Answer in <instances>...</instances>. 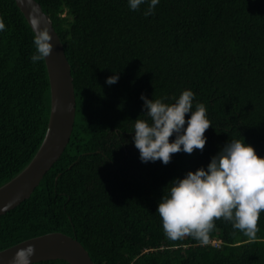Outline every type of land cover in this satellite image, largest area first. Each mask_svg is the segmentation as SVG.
I'll list each match as a JSON object with an SVG mask.
<instances>
[{"label":"trees","instance_id":"1","mask_svg":"<svg viewBox=\"0 0 264 264\" xmlns=\"http://www.w3.org/2000/svg\"><path fill=\"white\" fill-rule=\"evenodd\" d=\"M65 47L76 93L74 131L34 193L0 217V251L63 233L95 264H264V212L256 239L223 218L206 244L172 240L156 212L174 178L207 167L233 139L264 157V0H160L154 15L127 0H36ZM0 187L41 147L51 112L46 60L15 0H0ZM119 72L117 83L106 80ZM191 89L212 123L203 151L143 163L134 146L141 94L172 103ZM189 114H186V119ZM174 137H170V140ZM37 264H69L63 260Z\"/></svg>","mask_w":264,"mask_h":264},{"label":"clouds","instance_id":"2","mask_svg":"<svg viewBox=\"0 0 264 264\" xmlns=\"http://www.w3.org/2000/svg\"><path fill=\"white\" fill-rule=\"evenodd\" d=\"M130 10L140 11L147 4L143 15H154L160 0H127ZM35 51L30 59L33 64L51 55L53 37L47 27H40L38 19L31 21ZM6 29L0 16V32ZM119 72L106 80L108 85L117 83ZM191 89L182 91L172 103L168 98L149 99L141 94L146 119H136L132 140L139 150L141 162L161 161L167 165L172 154L194 150L203 151L206 130L212 126L203 103L196 102ZM186 114H189L186 119ZM170 137H174L170 140ZM167 195L161 197L156 212L169 239L188 235L206 244L215 221L223 218L249 239H256L258 220L264 212V157L244 140L228 141L211 157L207 167L188 171L183 178H174ZM35 249L32 245L17 251L14 264H30Z\"/></svg>","mask_w":264,"mask_h":264},{"label":"water","instance_id":"3","mask_svg":"<svg viewBox=\"0 0 264 264\" xmlns=\"http://www.w3.org/2000/svg\"><path fill=\"white\" fill-rule=\"evenodd\" d=\"M15 1L32 29V19H38L40 27H47L53 37V51L45 59L51 86V112L44 141L33 160L21 173L0 187V217L29 199L64 154L74 131L77 111L72 69L52 19L36 0ZM28 245L35 249L30 264L54 260L69 264H95L77 238L58 232L37 236L0 251V264H14L17 251Z\"/></svg>","mask_w":264,"mask_h":264}]
</instances>
